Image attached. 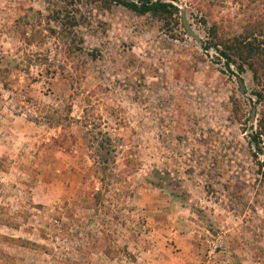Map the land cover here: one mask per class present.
Instances as JSON below:
<instances>
[{"label": "rangeland", "instance_id": "1", "mask_svg": "<svg viewBox=\"0 0 264 264\" xmlns=\"http://www.w3.org/2000/svg\"><path fill=\"white\" fill-rule=\"evenodd\" d=\"M60 1L0 0V215L20 224L0 223V233L28 241L0 238V264H142L128 242L145 237L166 199L177 202L164 211L171 223L178 210L193 222L199 264H264L252 74L203 46L214 22L227 35L242 30L248 0H167L203 42L181 12L167 24L74 1L71 23L57 15ZM69 105L80 122H59ZM106 136L103 183L91 155Z\"/></svg>", "mask_w": 264, "mask_h": 264}, {"label": "trees", "instance_id": "2", "mask_svg": "<svg viewBox=\"0 0 264 264\" xmlns=\"http://www.w3.org/2000/svg\"><path fill=\"white\" fill-rule=\"evenodd\" d=\"M77 1L78 3L87 2L94 3L103 8H111L114 4H121L129 9L137 12L138 14H151L157 17L159 20L170 24L171 21L180 23V8L178 5L167 0H64L58 3L60 12L57 14L66 19H69L71 23L76 21L75 15H71L69 9L71 4ZM260 2L263 0H248V7L245 11L246 20L241 31L234 34H224L220 31V27L217 22H214L211 26L208 25L205 20V25L208 30V40L203 42V46L206 50L214 49L220 60H224L225 66L231 70V72L238 71L240 73L250 71L254 82L252 93L255 96V108L258 115L257 122L253 125V131L251 133L250 143L255 146L256 151L264 152V11L259 9ZM242 4V3H241ZM248 8L249 11H248ZM78 10V9H77ZM235 67V69H234ZM233 112L235 115L242 119L245 113L243 112L242 101L238 98H233ZM71 105L66 110V115L59 118V122L72 124L73 121L80 122L81 119H77L71 115ZM260 107V109L258 108ZM64 110V109H63ZM64 121V122H63ZM94 149L91 158L93 165L99 167L103 173L100 180L104 183L107 179L112 180V174L107 172V163L110 160V155L113 151L109 146L112 139L110 136H106L101 139ZM257 153V152H256ZM6 160L0 157V171H5ZM259 169L264 177V161L259 162ZM2 182L0 179V186ZM98 196V193L95 197ZM0 223L11 227H18L20 224L16 223L14 219L2 217L0 215ZM0 238L4 240H12L13 243L22 245L28 244V241L21 237H9L0 233Z\"/></svg>", "mask_w": 264, "mask_h": 264}, {"label": "crops", "instance_id": "3", "mask_svg": "<svg viewBox=\"0 0 264 264\" xmlns=\"http://www.w3.org/2000/svg\"><path fill=\"white\" fill-rule=\"evenodd\" d=\"M177 203L166 199L156 202L155 210H151L149 217L150 230L145 237L139 240H129L128 249L136 256V263L142 264H199L201 258L200 239L196 233L193 222L185 223L180 210L174 213L175 223L168 218L171 216L164 212ZM166 206V207H165ZM185 231V232H184ZM181 249L173 250V243Z\"/></svg>", "mask_w": 264, "mask_h": 264}, {"label": "water", "instance_id": "4", "mask_svg": "<svg viewBox=\"0 0 264 264\" xmlns=\"http://www.w3.org/2000/svg\"><path fill=\"white\" fill-rule=\"evenodd\" d=\"M181 14H182V19H183V22H184V25L186 27L187 32L192 37H194L196 40L203 42L202 37L196 32V30L193 28L192 24L189 22L188 17H187V13L184 9L181 10ZM239 82H240L241 87L243 89H246L244 80L241 77L239 78ZM251 120H252V122H256V120H257V113H256L255 107H253V110H252Z\"/></svg>", "mask_w": 264, "mask_h": 264}, {"label": "built area", "instance_id": "5", "mask_svg": "<svg viewBox=\"0 0 264 264\" xmlns=\"http://www.w3.org/2000/svg\"><path fill=\"white\" fill-rule=\"evenodd\" d=\"M218 246H219V241L218 240L217 241L213 240L212 243L210 244V249L206 253V256L208 258L212 257L213 253L216 251V249L218 248Z\"/></svg>", "mask_w": 264, "mask_h": 264}]
</instances>
